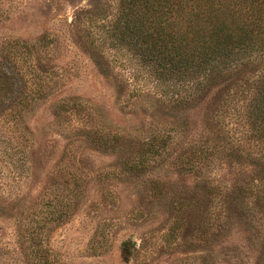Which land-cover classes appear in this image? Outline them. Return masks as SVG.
<instances>
[{"label":"rangeland","instance_id":"1","mask_svg":"<svg viewBox=\"0 0 264 264\" xmlns=\"http://www.w3.org/2000/svg\"><path fill=\"white\" fill-rule=\"evenodd\" d=\"M108 1L0 0V264H264L248 218L176 162L179 146L142 147L175 123L179 143L201 140L216 118L211 97L173 105L110 62L86 14ZM234 161L214 176L258 177Z\"/></svg>","mask_w":264,"mask_h":264},{"label":"trees","instance_id":"2","mask_svg":"<svg viewBox=\"0 0 264 264\" xmlns=\"http://www.w3.org/2000/svg\"><path fill=\"white\" fill-rule=\"evenodd\" d=\"M86 14L93 41L139 78V93L189 106L211 97L216 122L203 139L179 143L184 132L175 123L147 131L142 147L161 154L179 146L176 162L248 218L256 260L264 262V0H109L104 11ZM96 135L106 147L124 145L117 133ZM222 157L248 161L258 177L227 185L214 176Z\"/></svg>","mask_w":264,"mask_h":264}]
</instances>
